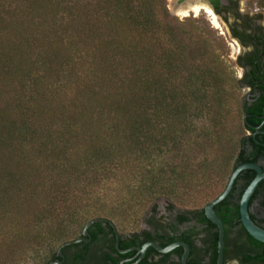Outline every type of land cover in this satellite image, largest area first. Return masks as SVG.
<instances>
[{
  "label": "trees",
  "instance_id": "16d2710c",
  "mask_svg": "<svg viewBox=\"0 0 264 264\" xmlns=\"http://www.w3.org/2000/svg\"><path fill=\"white\" fill-rule=\"evenodd\" d=\"M209 34L224 40L204 19L173 17L166 0H0V264L61 260L77 227L79 238L90 220L115 223L131 211L149 209L151 228L133 237H176L192 219L210 225L205 207H184V193L210 181V151L226 186L238 166L258 164L264 133L258 106L243 101L237 115L249 133L235 138L226 128L240 85ZM197 121H210L213 145L205 127L197 136ZM255 176L240 173L215 211L225 238L249 239L264 264V243L240 215ZM255 200L264 215V180L250 208ZM105 227L89 228L93 241Z\"/></svg>",
  "mask_w": 264,
  "mask_h": 264
},
{
  "label": "flooded vegetation",
  "instance_id": "af4514ba",
  "mask_svg": "<svg viewBox=\"0 0 264 264\" xmlns=\"http://www.w3.org/2000/svg\"><path fill=\"white\" fill-rule=\"evenodd\" d=\"M243 1L177 0L175 1V10L200 6L201 11L211 17L212 23L213 16H216L218 19L217 27L222 23L227 28L230 38L238 47L235 67L240 71L239 78H236L240 85L239 89L245 91L242 100L248 102L249 107L258 106L257 116L261 119V123L256 127L257 133H264L262 130L264 127V18L261 14L253 12V9L248 10L243 7ZM208 9L210 13H208ZM219 29H222V25ZM222 33H224L223 29ZM258 164L264 167V158H261ZM251 212L264 227V221L259 220V218L264 220V215L258 200L254 201ZM169 216L170 213L168 212L167 217L169 218ZM158 217L162 216L158 215ZM111 228L116 234L115 237ZM111 228L105 227V231L100 233L99 238L95 241L92 237L89 242H84L83 246L67 249L66 253L63 252L64 258L60 257L62 260L60 264H100L102 257H108L107 264H183L182 259L185 250L182 246L167 254L160 253L153 247H149L145 253L139 250L147 243H156L163 247V244L168 246L181 242L190 246L188 264H218L219 238L215 236L217 232L219 234V230L212 222L207 225L192 219L190 222L181 225L176 233H172L173 236L176 234V237L160 239H147L144 236L133 237V233L123 235L119 233L116 227L120 235L119 242L117 232L112 226ZM238 228L234 229L235 234H237ZM144 230H151V228L148 225L146 229L140 232ZM185 231H189L187 234L190 236L189 241L182 236ZM233 240L237 242L234 243ZM259 250L258 246L247 238H225L223 264H263V255ZM82 251L86 253L84 260L82 262L77 261L80 260L76 258L77 254Z\"/></svg>",
  "mask_w": 264,
  "mask_h": 264
},
{
  "label": "rangeland",
  "instance_id": "374dc122",
  "mask_svg": "<svg viewBox=\"0 0 264 264\" xmlns=\"http://www.w3.org/2000/svg\"><path fill=\"white\" fill-rule=\"evenodd\" d=\"M176 0H166L167 6L169 8V12L173 17L179 18L181 21H185L186 19L194 18V19H204L206 20L211 27L218 31V33L224 38L222 42H218L214 40L209 34V40L211 42L212 51L219 56L220 61H222L225 67L228 69V78H239L240 71L235 67L236 57L238 55V47L234 43V41L230 38L227 28L221 23L219 27H217L214 23H212L211 17H209L206 13L201 11L199 14L191 13L189 16L182 17L177 15L175 12L176 7ZM243 7L248 10L253 9V12L261 14L264 18V0H244ZM222 25V29L224 33H222V29H219ZM200 26V25H199ZM233 87V86H232ZM232 93L235 97V102L231 105V115L227 120V127L231 134L237 132L235 138L244 136L248 134L245 131L244 123H243V116L237 115V106H240V102L243 101L242 97L245 91L239 88H232ZM197 123V136H200V132L202 129L200 127H205L208 131L210 130V145L214 143L213 137V127L210 121L206 123L196 122ZM200 137H197L199 140ZM201 142V140H199ZM203 152L201 151V154ZM212 151H210V181L205 182L204 184H199L198 187L193 190H188L184 193L188 197L186 199V205L184 206L187 209H201L205 207L213 198L220 195L225 189V182L221 181V178L217 175V170H215V165H211L214 159V155L212 156ZM104 193H108L110 195H118L119 192L116 190H108ZM159 205V216L167 217L168 210H167V203L165 200H160L158 202ZM149 209H142L140 211L133 212L131 211L130 214L121 217L115 221L116 227L120 234L129 235L135 232H140L143 229H146L148 225L143 221L144 217L147 215ZM81 228L77 227L74 230L72 240H75L81 233ZM43 260L35 259L32 256H26L19 262L15 264H43Z\"/></svg>",
  "mask_w": 264,
  "mask_h": 264
},
{
  "label": "water",
  "instance_id": "95a60500",
  "mask_svg": "<svg viewBox=\"0 0 264 264\" xmlns=\"http://www.w3.org/2000/svg\"><path fill=\"white\" fill-rule=\"evenodd\" d=\"M244 170H253L256 172L255 178L252 180V182L247 186L245 191L242 194L241 200H240V215H241V222L246 229V231L249 233L250 236H252L255 240L264 243V227L260 226L253 218H252V212L250 208V202L259 187L260 183L264 180V170L263 168L256 163H245L240 166H238L232 175L230 176V179L227 183L226 188L224 191L217 196L214 200H212L210 203H208L204 210L206 217L214 223L218 230H219V259L218 264H223V258H224V242H225V226L220 219V217L217 215L215 211V207L220 204L222 201H224L232 192L235 182ZM107 222L109 223L117 232L116 225L114 222L105 219V218H95L87 222V224L84 227V230L81 234V236L75 240H71L68 242H65L62 244V246L59 248L58 256L61 258H64L63 249L66 246L81 243V242H89L92 239V235L89 233V228L98 222ZM117 239L119 242L120 235L117 232ZM182 246L184 247V255H183V264H188L187 260L190 254V246L186 243H173L168 245L167 247H161L160 245L156 243H147L143 246V248L139 249L142 253H145L146 250L149 247H153L155 250H157L160 253L167 254L172 252L177 247ZM62 263V260L58 259L55 261H52L50 264H60Z\"/></svg>",
  "mask_w": 264,
  "mask_h": 264
},
{
  "label": "bare ground",
  "instance_id": "6f19581e",
  "mask_svg": "<svg viewBox=\"0 0 264 264\" xmlns=\"http://www.w3.org/2000/svg\"><path fill=\"white\" fill-rule=\"evenodd\" d=\"M201 10H202V8L200 6H191L190 8L187 7L186 9H184V8H178L177 10H175V12L178 15L182 16V17H186V16H189L191 14V12H194L195 14H199ZM208 13H210V10L209 9H208ZM213 23L216 26L218 25V19H217L216 16H213Z\"/></svg>",
  "mask_w": 264,
  "mask_h": 264
}]
</instances>
